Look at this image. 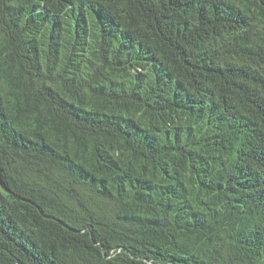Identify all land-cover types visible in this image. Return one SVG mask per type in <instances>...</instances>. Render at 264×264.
<instances>
[{
	"label": "trees",
	"instance_id": "trees-1",
	"mask_svg": "<svg viewBox=\"0 0 264 264\" xmlns=\"http://www.w3.org/2000/svg\"><path fill=\"white\" fill-rule=\"evenodd\" d=\"M0 264H264V0H0Z\"/></svg>",
	"mask_w": 264,
	"mask_h": 264
}]
</instances>
